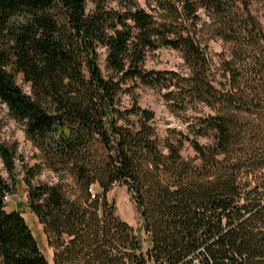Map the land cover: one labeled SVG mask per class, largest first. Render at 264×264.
Segmentation results:
<instances>
[{"label":"trees","instance_id":"1","mask_svg":"<svg viewBox=\"0 0 264 264\" xmlns=\"http://www.w3.org/2000/svg\"><path fill=\"white\" fill-rule=\"evenodd\" d=\"M162 48L181 70L147 69ZM132 82L174 108L209 107L195 134L214 141L191 139L184 157L187 137H161L137 97L123 104ZM0 100L59 176L34 183L37 164L20 177L16 147L0 142V264H264V178L242 181L264 171V0H0ZM22 181L52 261L6 210ZM115 184L134 195L147 250L107 198Z\"/></svg>","mask_w":264,"mask_h":264},{"label":"rangeland","instance_id":"2","mask_svg":"<svg viewBox=\"0 0 264 264\" xmlns=\"http://www.w3.org/2000/svg\"><path fill=\"white\" fill-rule=\"evenodd\" d=\"M222 46L220 42H211V52L217 55L221 52ZM101 66L105 69V54L100 60ZM184 65V60L178 50L172 48H162L151 53L147 59L146 67L149 70H181ZM19 84L28 90V85L23 83L19 78ZM129 90L122 93V102L124 105H130L132 98L137 97L140 105L155 112V118L150 124L155 128L161 137L170 135V132H175L178 138L187 137L182 154L186 158H191L197 155L191 139H196L201 144L209 145L214 141L213 132L206 135H196L195 132L200 129L199 117L203 114H209L212 110L207 106H189L185 109L172 107V102L167 101L165 90L160 88L144 85L140 82H132ZM0 142L16 147V164L20 177L25 175L24 167H33L37 164L42 165L41 173L33 180L34 183H55L58 181V174L49 168L44 161L42 152L34 143L28 139L25 127L22 123L14 119L9 108L0 100ZM242 181L250 183L252 188H256L259 182L264 177V171L260 166H250L243 169ZM0 174L8 176L4 163L0 156ZM67 180L69 184L73 181ZM72 187V186H70ZM81 193L77 187L73 189L72 198ZM94 192L102 195V189L98 185H94ZM28 189L24 181L16 188L13 195L7 198L6 210H18L32 228L37 237L45 255L50 261L53 259V249L48 246L47 237L43 230L42 224L39 223L36 216L28 206ZM109 201L114 202L117 206L118 215L130 224L134 229L140 230L141 239L143 241L144 250L150 246L147 234L143 230V222L140 213L137 211L136 202L132 192L124 185L115 184L107 194Z\"/></svg>","mask_w":264,"mask_h":264},{"label":"built area","instance_id":"3","mask_svg":"<svg viewBox=\"0 0 264 264\" xmlns=\"http://www.w3.org/2000/svg\"><path fill=\"white\" fill-rule=\"evenodd\" d=\"M90 190H91V192H92L93 197H95V196H96V192H94V189L91 188Z\"/></svg>","mask_w":264,"mask_h":264}]
</instances>
